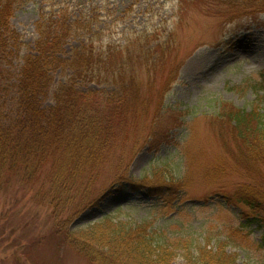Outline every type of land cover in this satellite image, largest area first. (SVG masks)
<instances>
[{"label":"trees","instance_id":"1","mask_svg":"<svg viewBox=\"0 0 264 264\" xmlns=\"http://www.w3.org/2000/svg\"><path fill=\"white\" fill-rule=\"evenodd\" d=\"M40 1L38 38L25 53L11 20L17 9L36 0H0V193L13 180L32 181L50 164L44 179L50 185L48 202L60 219L57 232L91 263L174 264L181 250L186 264H236L225 248L213 255L130 215L107 240H93L95 222L81 220L91 212L108 219L112 213L103 209L108 198L144 192L149 201H185L183 181L147 185L129 172L138 151L166 146L165 98L185 60L175 37H162L160 27L133 31L120 45L113 40L115 32L105 28L108 18L99 6L75 13L73 0ZM213 1L229 18L264 14V0ZM44 5L51 6L47 14ZM74 42L79 46L66 51ZM17 60L22 66L14 79ZM58 72L72 75L58 83ZM222 117L231 121L238 142L234 165L249 181L227 203L241 206L243 213L249 210L252 223L264 229V114L232 110ZM109 164L115 174L100 187Z\"/></svg>","mask_w":264,"mask_h":264},{"label":"rangeland","instance_id":"2","mask_svg":"<svg viewBox=\"0 0 264 264\" xmlns=\"http://www.w3.org/2000/svg\"><path fill=\"white\" fill-rule=\"evenodd\" d=\"M73 2L75 13L102 8L108 18L104 26L115 32L116 44L123 45L124 36L133 31L162 28V37H175L185 60L178 81L165 98L163 121L170 129L166 146L138 151L129 171L147 185L183 181L185 201H149L144 192L108 198L103 205L106 215L112 213L108 219L99 220L103 214L91 212L81 220L95 222L90 229L93 240H107L130 215L136 222H149L172 239H188L191 246L213 255L225 248L236 264H264V229L252 223L249 210L243 213L241 206L227 203V197L249 181L232 160L238 145L232 123L221 118L223 112L232 110L264 114V14L229 18L213 0ZM48 6L44 5L46 14ZM42 13L41 1L36 0L17 9L11 20L25 53L35 47V26ZM78 46L74 42L66 51ZM21 64L20 60L14 63V79ZM67 75L56 73V81L65 82ZM49 167L32 181L13 180L0 193V264H93L57 232L60 219L48 202L50 185L44 179ZM115 170L107 165L98 185L108 181ZM119 206L120 211H114ZM196 250L194 255L199 256ZM183 256L180 250L174 264H186Z\"/></svg>","mask_w":264,"mask_h":264}]
</instances>
